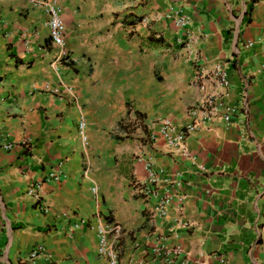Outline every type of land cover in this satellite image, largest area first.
<instances>
[{
    "label": "crops",
    "instance_id": "crops-1",
    "mask_svg": "<svg viewBox=\"0 0 264 264\" xmlns=\"http://www.w3.org/2000/svg\"><path fill=\"white\" fill-rule=\"evenodd\" d=\"M48 1L0 0V145L16 144L0 149V264H107L94 222L120 230L117 264H158L156 250L170 264H264V0H56L64 59L47 37ZM177 11L189 18L199 81ZM151 33L167 46L147 45ZM215 65L225 89L210 77ZM195 108L211 119L182 156L158 123L183 127ZM144 162L160 191H173L168 177L181 183L182 204L174 192L162 217L134 190ZM50 172L58 179L42 183L40 213L25 189ZM36 244L50 259L24 261Z\"/></svg>",
    "mask_w": 264,
    "mask_h": 264
},
{
    "label": "built area",
    "instance_id": "built-area-1",
    "mask_svg": "<svg viewBox=\"0 0 264 264\" xmlns=\"http://www.w3.org/2000/svg\"><path fill=\"white\" fill-rule=\"evenodd\" d=\"M46 13H47V37L49 43L53 49L56 51V55L60 59H64L68 57V53L65 49L64 43V25L61 18V11L58 7L56 0H49L47 4H45ZM173 25L176 29L183 31L185 35L184 47L182 48L186 55L192 57V60L196 65H194L193 69V79L199 81L204 78V71L200 65L197 64L198 58L195 55L194 50L191 49V45L189 43L190 37L187 33V28L189 25V18L182 14V12L177 11L173 12ZM168 18L169 16H166ZM210 77L215 79L219 86L223 89L227 87V81L224 74V71L220 68V66L215 65L213 67V71L210 73ZM203 106H211L210 111H215V108H212L211 99H205ZM198 110V108H197ZM196 108L190 111V115L192 119L190 123L184 125L183 127L177 128L175 127L169 120L163 119L158 123V133L159 136L166 141L169 147H176L180 150L182 156H185V149L183 146L184 139L188 134L195 131L201 124H204L210 121V115L201 113V118H197L195 115ZM233 113V108L225 107L222 108V120L226 126L230 123V116ZM85 122L83 119H80L77 122V133L80 137V140L84 145L87 144V139L84 134ZM149 139H152L150 136ZM16 146L15 143L7 142L0 145V149L3 151H10ZM20 147H27V143L23 141ZM201 168V167H198ZM143 169L145 172V177L141 182H137L134 184L135 193L146 203H151L150 209L152 214L157 217L164 216L168 208L171 206L172 197L174 192L176 194V199L179 205L182 204L183 196L182 194H178L179 189L181 187V183L178 180H174L170 177L164 180V184L167 187L173 189V191L164 190L160 191L158 188L159 179L158 174L154 172L151 164L149 162L143 163ZM58 179V175L55 172L48 173L44 179L40 182H32L29 183L25 189V194L31 199L33 208L40 213H44L46 211V203L42 197L41 186L43 182L56 181ZM90 191L95 193V188H91ZM86 224L84 220H80L74 227L79 225ZM90 229L94 231L95 239H96V252L99 256H104L107 259V264H117V254L115 250V246L118 243L120 237V230L113 224L103 223V222H94L89 226ZM173 254L178 255V251H174ZM169 253L158 251L155 252V258L158 261V264H170L167 259ZM42 256L46 260L50 259V256L45 253L43 247L39 244H36L29 253L23 259L26 262L33 261L36 257ZM179 264H184L183 261H180Z\"/></svg>",
    "mask_w": 264,
    "mask_h": 264
},
{
    "label": "rangeland",
    "instance_id": "rangeland-1",
    "mask_svg": "<svg viewBox=\"0 0 264 264\" xmlns=\"http://www.w3.org/2000/svg\"><path fill=\"white\" fill-rule=\"evenodd\" d=\"M135 123H136V122H133V121H132V122H129V123H128V122H123V124L125 125V128L128 127V125H130V126H133V127H134V130L137 128V126L135 125ZM136 124H137V123H136ZM117 128H118V129H122V128H123V127H122V121H120V122L117 123V125H116V129H117ZM123 130H124V129H123ZM134 130L132 131V128H129V131H128V130H126V131L124 130V131H125V133H126V135H127V134H129V133H130V134H133ZM112 134L115 135V134H117V133L115 132V130H112ZM118 137H119V136H115L116 139H118ZM124 137H125V136H124Z\"/></svg>",
    "mask_w": 264,
    "mask_h": 264
},
{
    "label": "trees",
    "instance_id": "trees-1",
    "mask_svg": "<svg viewBox=\"0 0 264 264\" xmlns=\"http://www.w3.org/2000/svg\"><path fill=\"white\" fill-rule=\"evenodd\" d=\"M146 43L152 48L160 47V46H167V44H163L161 39L155 38L153 33H151L148 39H146Z\"/></svg>",
    "mask_w": 264,
    "mask_h": 264
}]
</instances>
